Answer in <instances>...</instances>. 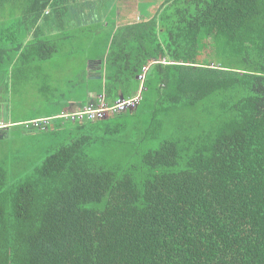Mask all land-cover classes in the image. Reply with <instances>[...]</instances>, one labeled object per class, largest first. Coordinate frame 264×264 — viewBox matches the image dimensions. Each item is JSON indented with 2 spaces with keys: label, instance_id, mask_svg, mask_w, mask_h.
Segmentation results:
<instances>
[{
  "label": "trees",
  "instance_id": "obj_1",
  "mask_svg": "<svg viewBox=\"0 0 264 264\" xmlns=\"http://www.w3.org/2000/svg\"><path fill=\"white\" fill-rule=\"evenodd\" d=\"M37 1L0 32L5 88L58 52L51 38L25 42L48 8L65 26L62 0ZM145 15L112 22L79 79L85 97L67 98L140 95L128 116L13 122L54 146L24 174L0 164V264H264V0H164ZM103 147L117 165H102Z\"/></svg>",
  "mask_w": 264,
  "mask_h": 264
},
{
  "label": "rangeland",
  "instance_id": "obj_2",
  "mask_svg": "<svg viewBox=\"0 0 264 264\" xmlns=\"http://www.w3.org/2000/svg\"><path fill=\"white\" fill-rule=\"evenodd\" d=\"M119 1L120 0H108V4L112 3L114 5L115 2L119 3ZM126 1L129 6L132 3H134V6L140 3L139 0ZM146 2L158 3L157 6H154L155 8L151 9V13H155L164 0H144V3ZM142 5L144 6L141 10H134L131 21H143L140 13L142 14L143 8H146V4ZM112 9L113 6L109 9H99L98 12H91L98 13L97 19L95 20L98 21V23L94 22L91 25H83L75 12V14L71 16L74 27H71L68 31L65 32V26L62 30L52 27L53 35L51 40L56 42L58 52L48 64L44 65V67L41 66L39 71L29 73L36 75L37 72L38 74L35 76V79L27 80L25 78H15L3 81L8 89L1 86L2 81H0V122H17L40 115L57 114L60 106L65 104L63 103L65 98L67 99L74 95H77L80 99L85 97L86 91L83 81H81L86 75L84 69L87 65L90 66L88 60L93 57V55H100L102 53L101 46L107 44V38L109 37L108 32L111 28H113L111 33H114V27H109L108 29L106 26L104 29L100 27L106 24V22L112 23L113 20H115L114 14L118 10ZM149 11L147 10V12ZM143 16L146 19L148 17L145 14H143ZM130 17L129 15L128 19ZM137 18H140V20H137ZM65 36H67V39H65ZM92 49L95 51L91 52ZM93 75L95 77L100 76L94 73ZM99 98L103 100V97ZM93 100H96V97L93 98ZM90 104L92 106L95 105L94 101H91ZM142 114V123L139 124L140 127L146 124L145 113ZM128 115L129 113H124L121 116ZM51 119L52 120L48 124V128L51 129H53L58 121L61 124L64 123V125L66 123L65 120L60 117ZM109 121L117 122L118 120L107 119V121L101 124L105 125L109 123ZM28 123L29 122L18 124L14 127H8L0 123V164L19 175L26 173L28 170L31 171L38 166L44 151L50 148L51 145L49 141H45L44 139L49 134L48 131H29L28 128H26ZM67 125H69V123H67ZM69 126L72 128L71 125ZM63 130H65V126H63ZM64 138L65 136H61L58 141H63ZM108 149L109 148L106 147L94 149V153L97 157L107 158L105 159L106 161L102 162L105 168L117 165L120 160L108 155Z\"/></svg>",
  "mask_w": 264,
  "mask_h": 264
},
{
  "label": "crops",
  "instance_id": "obj_3",
  "mask_svg": "<svg viewBox=\"0 0 264 264\" xmlns=\"http://www.w3.org/2000/svg\"><path fill=\"white\" fill-rule=\"evenodd\" d=\"M113 1H118V0H113ZM143 1V0H139ZM61 4H65V32L68 31L71 27H74L73 24V19L71 20V16L77 14L78 19L83 23V25H91L94 22L98 23V21H95L97 19L98 13H91V12H98L99 9H109L113 6L112 10L117 9L118 11L114 14L115 15V20L117 26H123V25H129L134 23L131 21L132 16L134 15V10H141L144 5L143 2L138 3V5L134 6V3H132L130 6L127 4V1L125 0H120L119 3H112L108 4V0H62ZM41 4L38 3L37 0H0V32L5 29L6 27H14L17 19L19 17L26 16L28 15H36V13L30 12L35 11ZM147 8V9H146ZM146 8H143L142 14L140 13L141 17L146 19L143 14H147V10L151 12L152 8L155 7H150L149 4H146ZM94 9V10H93ZM50 8L46 9L45 11L41 12L40 14V19L33 26V28L29 27L28 31L31 32V34L26 38V43L30 42L32 40H35L36 38H51L52 39V25H49V22L46 21L47 17L49 16ZM112 12V11H111ZM124 13V14H123ZM122 15V16H121ZM131 16L128 19V16ZM31 19V18H30ZM32 20V19H31ZM113 20V22L115 21ZM137 20H140V18H137ZM29 21V20H28ZM121 23V24H118ZM107 24V25H106ZM106 24H103V29L106 28L108 29L111 27L112 23L106 22ZM57 28V27H56ZM101 29V28H100ZM59 30V29H58ZM117 30V27H114V33ZM113 31V28L110 29L108 32V38H107V43L109 42L110 36L113 34L111 33ZM65 39H67V36H65ZM91 73L90 69L88 71ZM94 77V75L92 74ZM8 75L6 73H3L0 75L1 79H6ZM99 78V76L97 77ZM89 97L95 98V94H89ZM63 102V101H62ZM65 103L63 106H60V109L58 113H53L50 115H40L37 117H33L30 119H44V118H55V117H60L64 114H71L74 112L79 111L81 108H85L82 106L81 102L78 100V98H71L67 99L64 101ZM70 106V107H68ZM88 107V106H87ZM29 120V119H26ZM3 123V125H6L8 127H14L16 126L17 123H13L9 121L8 123L5 122H0Z\"/></svg>",
  "mask_w": 264,
  "mask_h": 264
},
{
  "label": "built area",
  "instance_id": "obj_4",
  "mask_svg": "<svg viewBox=\"0 0 264 264\" xmlns=\"http://www.w3.org/2000/svg\"><path fill=\"white\" fill-rule=\"evenodd\" d=\"M148 68H145L144 72L146 73ZM140 79L144 80V76H140ZM141 96H137L133 99H121L118 100L114 106H109L105 102V100H100V104L95 106H88L85 108H81L79 111L71 113V114H64L61 116L62 119H66L68 121H72L74 123H83L85 121L95 122L97 120H104L109 115L113 114H121L127 111H132L136 109V107L141 103ZM52 119H39L32 122V124L36 128H42L47 126Z\"/></svg>",
  "mask_w": 264,
  "mask_h": 264
}]
</instances>
